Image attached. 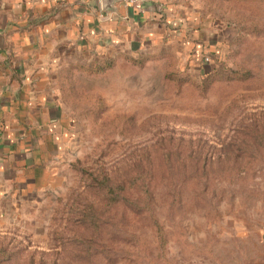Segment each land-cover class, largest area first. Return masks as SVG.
<instances>
[{
	"label": "rangeland",
	"instance_id": "374dc122",
	"mask_svg": "<svg viewBox=\"0 0 264 264\" xmlns=\"http://www.w3.org/2000/svg\"><path fill=\"white\" fill-rule=\"evenodd\" d=\"M169 1L176 37L63 63V148L0 197V264H264V0Z\"/></svg>",
	"mask_w": 264,
	"mask_h": 264
},
{
	"label": "crops",
	"instance_id": "0c3cea01",
	"mask_svg": "<svg viewBox=\"0 0 264 264\" xmlns=\"http://www.w3.org/2000/svg\"><path fill=\"white\" fill-rule=\"evenodd\" d=\"M100 0H0V197L32 199L52 178L67 116L57 74L74 54L110 56L167 41L165 5ZM172 25V24H171ZM179 31V30H178ZM179 33V32H178ZM176 37V36H175Z\"/></svg>",
	"mask_w": 264,
	"mask_h": 264
},
{
	"label": "water",
	"instance_id": "95a60500",
	"mask_svg": "<svg viewBox=\"0 0 264 264\" xmlns=\"http://www.w3.org/2000/svg\"><path fill=\"white\" fill-rule=\"evenodd\" d=\"M123 0H100V8L102 11L113 12L117 10L116 3Z\"/></svg>",
	"mask_w": 264,
	"mask_h": 264
},
{
	"label": "built area",
	"instance_id": "2783aa9c",
	"mask_svg": "<svg viewBox=\"0 0 264 264\" xmlns=\"http://www.w3.org/2000/svg\"><path fill=\"white\" fill-rule=\"evenodd\" d=\"M143 1L144 0H123L122 3H124L125 5L130 4L131 6H133L138 11H141V10H143V6H142ZM204 59H205V61L209 60V58L207 56Z\"/></svg>",
	"mask_w": 264,
	"mask_h": 264
},
{
	"label": "trees",
	"instance_id": "16d2710c",
	"mask_svg": "<svg viewBox=\"0 0 264 264\" xmlns=\"http://www.w3.org/2000/svg\"><path fill=\"white\" fill-rule=\"evenodd\" d=\"M165 7H166L167 10L169 9V10L173 11V10H172L173 8H171V6H169V5L167 6V5H165ZM170 8H171V9H170ZM167 10H166V11H167ZM160 18H161L160 21L162 20V22H164V21L167 22V19H166V18L162 19L163 16H160ZM167 24H168V23H167Z\"/></svg>",
	"mask_w": 264,
	"mask_h": 264
}]
</instances>
